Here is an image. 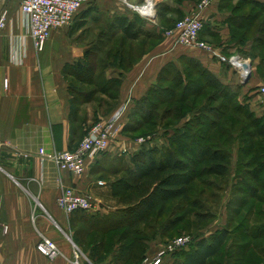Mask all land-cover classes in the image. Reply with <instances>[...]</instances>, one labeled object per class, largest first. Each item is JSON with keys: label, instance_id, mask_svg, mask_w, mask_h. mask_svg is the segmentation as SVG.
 <instances>
[{"label": "crops", "instance_id": "crops-1", "mask_svg": "<svg viewBox=\"0 0 264 264\" xmlns=\"http://www.w3.org/2000/svg\"><path fill=\"white\" fill-rule=\"evenodd\" d=\"M228 2L211 0L201 9L199 1H192L179 7L184 16L194 14L204 20L201 38L227 57L237 54L240 46L239 42H232L237 14L229 10ZM157 3L176 7L171 0ZM123 9L120 0H90L71 26L52 30L46 47L39 52L29 34V18L21 9L20 1L0 0V15L8 12L7 24L0 30V264H108L112 261L111 256L106 261H94L91 251H84L75 238L80 236L78 230L92 224V218L107 215L105 201L114 197L112 185L97 178L99 172L118 174L117 169L106 168L108 162L115 160L132 167V155L149 147L151 142L141 144L122 132L112 139L107 150L88 157L83 175L61 170L50 157L42 155L40 149L49 155L55 150L74 148L79 143L81 138H75L71 118L72 110L79 104L74 102L67 71L88 61L86 42L89 34L93 35L99 27L95 18H112ZM173 44L174 38H166L155 51L164 50L165 54L152 61L151 53L146 54L130 69L119 70L120 95L107 118L126 104L125 125L135 102L147 95L164 67L181 60L198 64L225 86L240 87V101L257 115L264 113L262 96L258 94L264 86V76L256 68L258 59L253 61L243 56L254 47L252 43H248L245 53L241 54L242 60L252 67L247 82H244L243 69L222 62L218 56ZM88 105L89 102L80 105V113ZM62 185L88 194L95 207L87 212L66 214L57 204ZM4 226L8 227L6 233ZM43 236L57 244L60 249L57 257L49 258L37 249ZM164 245L157 235L150 241L145 257L154 256ZM171 258L168 256L166 261Z\"/></svg>", "mask_w": 264, "mask_h": 264}, {"label": "rangeland", "instance_id": "rangeland-1", "mask_svg": "<svg viewBox=\"0 0 264 264\" xmlns=\"http://www.w3.org/2000/svg\"><path fill=\"white\" fill-rule=\"evenodd\" d=\"M128 1L132 5H140L146 2V0H135L138 3L134 4L132 0ZM158 1L160 0H152V4ZM192 1L201 2L202 0H171L176 7H171L167 4L170 12L161 18L159 22L157 13L154 18H149L151 23L147 22L148 25H145V28H148L154 35L150 39L141 38L136 42L122 41L123 43H120V38L117 37L113 39L114 41L108 43V39L104 37L101 41L99 34L101 30H105V26L103 23L101 25L98 22V30H95L93 35L90 33L88 42H86L89 51L102 48L99 53H94L95 58L91 57L90 61H87L93 63L92 67L95 70L94 83H83L75 75H70L68 71L69 74L67 73L66 75L68 83L72 85V89L78 90L74 95H76V99L80 103V100L93 99H89L91 100L89 101L90 105L83 108L82 113L79 114L80 122L75 124V126L79 127L81 122L86 121V130H89L97 122L108 119L107 116L115 109L120 95L118 83H116L120 79L119 70L130 69L131 66L128 67V65L131 60L139 62L146 54L151 53V61L158 55L165 54L164 50L157 53L155 51L160 48L159 46L166 38H173V36L168 34L169 31L174 28L178 22L177 20L184 17L183 11L179 8L180 5L191 4ZM120 2H122L124 7L123 12L131 15H141L139 10H133L122 0ZM228 4L229 10L237 14L238 22L243 23V26H245L238 28L237 23H234L235 35L232 42H239L240 46L239 52L229 57L241 56L242 53H245L248 43H252L254 47L249 52H246L247 55L244 54L243 56H249L253 61L258 59L256 68L259 74L264 76V0H229ZM249 25L251 26L249 27ZM174 44L180 46L175 38ZM210 45L217 53L219 52L215 46ZM109 50L111 53L108 56ZM139 55H141L140 59L136 60ZM187 61L170 62L164 67L156 84L147 93L149 99L147 106L152 110L153 118L145 120L143 117L136 116L135 119L128 123L129 125L136 122V126L127 128L128 130L124 131V135L136 140L150 137L151 143L148 145L158 146L161 152L169 148L171 146V138L182 131H187L193 135L200 144H204L206 140L210 139V142L218 143L219 146L225 148L231 158L230 172L226 176L206 175L202 173L204 164L199 166V177L192 189V200L190 202L176 200L171 203L168 211L162 217H154L146 232L151 236V240L160 235L165 244L182 236H190L192 241L195 242L226 227L233 231L235 235L232 234L224 252L214 259V262L229 264L227 262H235V258H231L227 251L232 250L233 252L235 248V252L239 250L237 246L235 248L229 247L232 238H234L232 244L243 242L247 226H252L250 221H252L253 217L256 218V214H253L249 220L245 219L249 211L254 208L264 211V204L251 197L253 188L258 185L248 173L249 170H253L264 160V138H260L256 134V128L264 125V113L259 116L256 112L251 111L252 108L250 106L244 104V110L239 112V114L232 109L224 113L223 118H219L218 114L222 115V112H226V106H235L241 104V101L233 97L235 92L218 89L217 84L213 83V78L209 73H203L202 70L199 71L193 68ZM80 66L81 64L76 65L71 67L70 70L81 71ZM92 67L90 72L83 69L81 71L82 74L92 73ZM250 71L252 75V67ZM212 83L215 84L213 85L215 87L209 86ZM168 89L172 90L173 93L175 92V96ZM92 91L94 93L91 94L90 92ZM78 93L85 95H78ZM258 94H260L259 90ZM231 97L233 100L230 99ZM256 115L259 117L258 119ZM210 120H218L219 125L213 129L210 125ZM222 122H226V124ZM82 139L83 137L79 143ZM193 159L195 163L199 162L196 156H193ZM126 165L123 164L122 160L108 162L106 168L110 170L117 169L119 173L111 174L112 172L103 170L99 172L100 174L97 178L100 177L104 183L107 182L112 186L114 184L117 185V190L122 192L125 183L121 185V180H125ZM262 181H264V175ZM259 196H264V190L259 192ZM120 201L121 196H114L109 202L105 201L106 214H111L113 217L123 216V210L126 205L120 204ZM195 202L202 207H197ZM177 217H181V224L168 233L163 234L166 226ZM263 218L259 220L263 222ZM263 244L264 241L261 245ZM107 245L108 255L119 249V245L115 241L111 240ZM91 246L89 244L84 247L89 249ZM235 252L233 255H236ZM174 255H172L171 261L166 262V264H171L174 261ZM247 258L250 262H264L263 257L256 250L247 252ZM144 259L143 255L139 254L134 258L135 262H127V264H140Z\"/></svg>", "mask_w": 264, "mask_h": 264}, {"label": "trees", "instance_id": "trees-1", "mask_svg": "<svg viewBox=\"0 0 264 264\" xmlns=\"http://www.w3.org/2000/svg\"><path fill=\"white\" fill-rule=\"evenodd\" d=\"M169 12L170 8L168 5L158 4V18H163ZM237 18L238 17H236L234 21V23H237V27H245L243 23L238 22ZM95 19L98 25V22H100L101 25L103 23L105 26V30H101L99 34L101 41L105 37L108 39V43H110L114 41L113 39L118 37L120 38V43L122 41L136 42L141 38L150 39L154 36L148 28H145V25H148L147 22L151 23V21L139 14L131 15L126 12H121L115 14L112 18L99 17ZM251 25H249V27ZM101 49L100 47L99 50H88V60L90 61L91 57L95 58L96 56L94 53H99ZM110 53L111 51L109 50L108 56ZM140 56L141 55H139L138 58L136 57V60L140 59ZM136 62L131 60L128 67H132ZM188 63L193 66V68L199 71L202 70L203 73H209L213 78V83L217 84L218 89L228 92L233 91L235 92L233 97L240 100V87L225 86L210 72L200 67L198 64L192 61ZM92 64L93 63L86 62L84 65H81V71L85 69L90 72ZM92 68L93 72L87 75L82 74L79 70L68 69V72L70 75H75L76 78L83 83L93 84L95 80V70L94 67ZM120 81L121 79L116 82L118 83V90H120L119 85L121 86L122 82ZM213 83L209 86L215 87ZM70 86L73 94L78 91L72 89L71 84ZM97 89L99 88L97 87ZM151 90L152 88L150 91ZM168 91L175 96V92L173 93L172 90L169 89ZM90 93L92 94L94 92L92 91ZM78 95L85 94L78 93ZM89 99L93 100L92 98ZM89 99L80 100V103L76 99V95H74V102L79 104V106L77 105L71 112L72 130L75 138H82L88 132V129L86 130V121L81 122L79 127L75 126V124L80 122V105L91 101ZM230 99L233 100L232 97ZM148 103V94L135 102L129 116V121L124 125L123 132L128 130L127 128L130 126H136V122L128 125L136 116L143 117L145 120H151L153 118V114H151L152 110L147 106ZM244 104L246 103L241 101V104L226 106V112H222V115L218 114V117L223 118L224 113L232 109L239 114V112L244 110ZM256 117L257 119L259 118L257 115ZM210 122L213 129L219 125L218 120H210ZM222 123L226 124V122ZM200 125H202V123H200ZM256 134L258 137L264 138V125L256 128ZM170 141L171 146L166 148L163 152L160 151L158 146H149L143 147L133 154L131 158L133 166L126 167L127 173L125 180H121V185L125 183L122 192L117 190V185L114 184V186H112L114 189V196H121L120 204L126 205L123 210V216L113 217L110 214L105 215L103 218L94 217L91 219L92 224L85 226V229L78 230L80 236L75 238L76 242L84 251H91L90 256L94 261H106L108 256H111L112 261L108 264H127V262H135L134 258L139 254L143 255L144 259L149 247V242L151 241V236L147 234L146 229L148 226L150 227L154 217H162L168 211L170 204L174 201L183 200L190 202L192 200V189L199 177V166L204 164L202 173L206 175L226 176L231 170V158L229 153L225 148L219 146L218 143L210 142V139L206 140V143L200 144L193 135L189 134L187 131H182L176 133ZM193 156H196L199 162L195 163ZM248 173L258 185L253 188L251 197L261 202V204H264V196H259V192L264 190V181H262L264 175V160L253 170H249ZM196 206L199 208L202 207L199 204H196ZM253 214H256V218H258L256 219L253 217L254 219L252 218V221H250L252 222V226H247L244 241L239 242V244H232L234 240V238H232L229 247L235 248V246H237L239 250L235 252V248L233 252L232 250L227 251L231 258H235V262L227 263L257 264L258 262H250L247 258V252L253 250H256V252L263 257L264 261V244L261 245L264 241V220L263 222L259 220L263 218L264 211L258 210V208L251 209L245 219L249 220ZM181 221V217H177L170 222L166 226V229L163 230V234L176 228L181 224ZM232 234L235 235L233 231L225 227L210 234L208 237H202L195 242L192 241L188 247L174 253L175 259L171 264H223L222 262H214V259L224 252ZM111 240L119 245V249L108 255L109 253H107L106 250L108 246L107 243L111 242ZM89 244L92 245L91 248L87 249L84 247ZM234 252L236 255H233ZM99 263L101 262H95V264ZM258 264H264V262H259Z\"/></svg>", "mask_w": 264, "mask_h": 264}, {"label": "built area", "instance_id": "built-area-1", "mask_svg": "<svg viewBox=\"0 0 264 264\" xmlns=\"http://www.w3.org/2000/svg\"><path fill=\"white\" fill-rule=\"evenodd\" d=\"M21 9L29 18V34L37 51L41 52L46 47L50 34L55 28L71 26L77 14L90 2V0H19ZM123 1V0H122ZM149 0L138 6H145ZM124 2V1H123ZM211 0H202L199 7L204 9ZM125 3V2H124ZM127 4V3H126ZM135 4V3H134ZM128 5V4H127ZM154 15H142L144 18H154L158 10V3L153 4ZM138 11V10H137ZM141 13V11H139ZM8 12L0 15V30L7 24ZM150 20V19H149ZM205 27L204 20L194 14L184 16L178 20L169 35L176 39L177 44L185 47L204 50L218 56L222 62H228L231 66L241 68L244 74L248 72L249 65L242 60L240 55L226 57L217 53L215 49L201 38ZM248 65V66H247ZM247 66V69H245ZM7 82H5L6 84ZM260 94L264 103V86L260 88ZM127 105L118 109L111 118L94 124L74 149L53 151L49 155L40 149L42 155L50 157L57 166L64 171L75 175H83L86 172L88 157L95 152H102L109 148L113 138L117 137L123 127V117ZM141 144L150 142V137L138 139ZM99 184H103L99 181ZM58 206L68 215L78 212H87L95 207L93 198L88 194L78 192L71 186L62 185L57 197ZM8 227L4 226V232ZM192 242L190 236H182L167 242L164 247L152 257H145L140 264H165L168 256L188 247ZM37 249L49 258H55L60 254L57 244L49 237L43 236L37 244Z\"/></svg>", "mask_w": 264, "mask_h": 264}, {"label": "clouds", "instance_id": "clouds-1", "mask_svg": "<svg viewBox=\"0 0 264 264\" xmlns=\"http://www.w3.org/2000/svg\"><path fill=\"white\" fill-rule=\"evenodd\" d=\"M145 8H146V11H142L140 13L141 15H154L155 14V9L151 3V0H149V3L145 6Z\"/></svg>", "mask_w": 264, "mask_h": 264}, {"label": "bare ground", "instance_id": "bare-ground-1", "mask_svg": "<svg viewBox=\"0 0 264 264\" xmlns=\"http://www.w3.org/2000/svg\"><path fill=\"white\" fill-rule=\"evenodd\" d=\"M148 3H149V1H148ZM148 3H147V4H148ZM151 3H152V0H151ZM128 4H129V3H128ZM147 4H146V5H147ZM146 5H145V6H146ZM152 5H153V4H152ZM129 6H130V7H131V6H132V7H135L137 10H139V11H141V12H142V11H146L145 6H140V7H139L138 5H131V4H129ZM132 7H131V8H132ZM136 9H134V10H136Z\"/></svg>", "mask_w": 264, "mask_h": 264}, {"label": "water", "instance_id": "water-1", "mask_svg": "<svg viewBox=\"0 0 264 264\" xmlns=\"http://www.w3.org/2000/svg\"><path fill=\"white\" fill-rule=\"evenodd\" d=\"M251 76V71H250V66L248 68V72L246 73L245 77H244V82H247L249 80Z\"/></svg>", "mask_w": 264, "mask_h": 264}]
</instances>
